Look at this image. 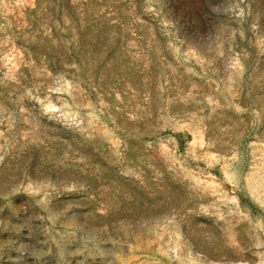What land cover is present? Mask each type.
<instances>
[{
    "label": "rangeland",
    "instance_id": "rangeland-1",
    "mask_svg": "<svg viewBox=\"0 0 264 264\" xmlns=\"http://www.w3.org/2000/svg\"><path fill=\"white\" fill-rule=\"evenodd\" d=\"M0 264H264V0H0Z\"/></svg>",
    "mask_w": 264,
    "mask_h": 264
}]
</instances>
